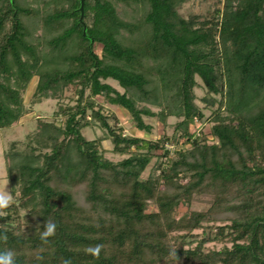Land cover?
<instances>
[{
  "label": "trees",
  "instance_id": "trees-1",
  "mask_svg": "<svg viewBox=\"0 0 264 264\" xmlns=\"http://www.w3.org/2000/svg\"><path fill=\"white\" fill-rule=\"evenodd\" d=\"M186 1L85 0L79 22V0H0V131L29 112L32 77L30 103L74 87L73 104L4 151L15 203L0 251L16 264H264V0H223L210 17H184ZM196 76L216 104L208 134L190 130L205 116ZM104 103L140 131L152 128L144 117L179 121L157 139L126 134ZM94 124L126 157L82 134ZM193 202L208 206L178 210ZM47 221L57 230L45 244Z\"/></svg>",
  "mask_w": 264,
  "mask_h": 264
},
{
  "label": "rangeland",
  "instance_id": "rangeland-1",
  "mask_svg": "<svg viewBox=\"0 0 264 264\" xmlns=\"http://www.w3.org/2000/svg\"><path fill=\"white\" fill-rule=\"evenodd\" d=\"M223 0H187L185 3L182 4L179 11L184 17H188L190 15L196 14L201 15L204 17H210L212 12L215 8H220L222 6ZM100 46L97 45V50L100 53ZM37 77H32L28 87L24 91L23 98L24 103L26 104L29 112L25 114L19 121L17 125H14L6 130L0 131V163L5 165L4 160V151L8 147L9 141L15 140L18 141L20 147L24 146V140L27 133L33 131L36 128V118L42 117L46 120H53L54 119V112L58 109L60 103H70L73 104V97H74V87L69 86L65 91L60 100L51 99V98H42L38 102L30 103V97L34 91V87L36 84ZM196 80L199 82L198 87H195V94H196V103L202 109L203 113L205 114L204 119L200 121L201 127L195 128L191 127L190 130L194 131L196 135H200L202 133L208 134L210 131V126L212 123L209 121L210 114L212 110L216 107L215 106H208L206 105L201 98L205 94L204 86L202 85V80L199 76H196ZM111 85H113L119 91H122V88L118 85V83L113 79H107ZM218 98V96H216ZM97 100L101 101V97H96ZM105 110H109L117 115L120 125L123 128L124 133L131 134V135H138L144 138L149 139H157L162 134L172 135L175 131V125L179 119L175 117H169L165 124L160 122L156 117H144V121L152 125L151 131H140L138 130L130 118L128 111L118 105H111L108 103H104ZM82 134L87 139H94L96 137H104L102 141V149L104 155L112 160L118 161L122 158L126 157V155H120L117 153L112 152V143L110 138L107 136L106 131L103 130L99 125L94 124L92 126L84 127L82 129ZM176 137L180 138V132H176ZM181 140V139H180ZM211 142L212 140L209 139ZM188 144H185L187 147ZM173 149V146H170ZM155 158L151 161L148 165L146 170L143 172L142 176L147 177L150 171V167L153 164ZM8 189L10 190V184L7 185ZM12 194V193H11ZM14 197V196H13ZM207 204L202 202H193L190 206L181 205L179 207L180 212H185L189 210H205L207 208ZM197 236L201 235V230H197ZM210 246L220 247V244L209 243Z\"/></svg>",
  "mask_w": 264,
  "mask_h": 264
},
{
  "label": "clouds",
  "instance_id": "clouds-1",
  "mask_svg": "<svg viewBox=\"0 0 264 264\" xmlns=\"http://www.w3.org/2000/svg\"><path fill=\"white\" fill-rule=\"evenodd\" d=\"M8 172L7 168L3 163H0V216L5 215V210L9 209L14 203V197L11 194V190L8 189L7 185ZM57 225L52 221H47L44 225V230L41 233V241L45 244L49 242V238L55 236ZM0 239H7L2 237ZM103 245L88 246L86 252L98 259L100 257ZM169 255L175 257L176 252L174 249L170 250ZM0 264H16V254L12 250L0 251ZM63 264H72L71 260L65 259Z\"/></svg>",
  "mask_w": 264,
  "mask_h": 264
},
{
  "label": "water",
  "instance_id": "water-1",
  "mask_svg": "<svg viewBox=\"0 0 264 264\" xmlns=\"http://www.w3.org/2000/svg\"><path fill=\"white\" fill-rule=\"evenodd\" d=\"M84 5H85V0H79V7H78V11L80 12L79 22H82ZM83 33H85V26L83 28Z\"/></svg>",
  "mask_w": 264,
  "mask_h": 264
}]
</instances>
